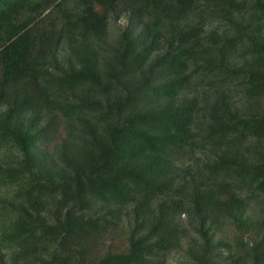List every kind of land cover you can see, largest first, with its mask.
I'll use <instances>...</instances> for the list:
<instances>
[{"label": "trees", "instance_id": "1", "mask_svg": "<svg viewBox=\"0 0 264 264\" xmlns=\"http://www.w3.org/2000/svg\"><path fill=\"white\" fill-rule=\"evenodd\" d=\"M263 103L264 0H0V264H264Z\"/></svg>", "mask_w": 264, "mask_h": 264}, {"label": "rangeland", "instance_id": "2", "mask_svg": "<svg viewBox=\"0 0 264 264\" xmlns=\"http://www.w3.org/2000/svg\"><path fill=\"white\" fill-rule=\"evenodd\" d=\"M116 24L119 26H122L124 24V19L120 18L116 21ZM264 104V103H263ZM64 132L62 129H60L58 133V139L56 141H60L62 137H64ZM52 144H50L48 147L51 148ZM234 235L233 230L229 226H225L223 231L218 232L216 237H222L226 240H231ZM127 228L126 226H121L118 230H115L111 234H109L104 241L102 240L96 250H94V253L96 255H102L107 251H114V252H123L127 248ZM187 244L184 243L181 248L173 251L170 256L168 257L167 261L165 264H190V261L185 254V249H186ZM226 252L223 251L222 254V261L221 264H225V257H226Z\"/></svg>", "mask_w": 264, "mask_h": 264}]
</instances>
